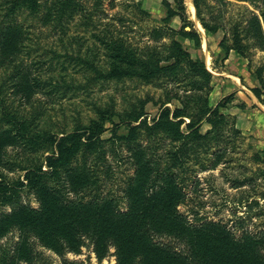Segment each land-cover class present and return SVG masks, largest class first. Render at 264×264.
<instances>
[{
    "label": "rangeland",
    "instance_id": "rangeland-1",
    "mask_svg": "<svg viewBox=\"0 0 264 264\" xmlns=\"http://www.w3.org/2000/svg\"><path fill=\"white\" fill-rule=\"evenodd\" d=\"M5 1L9 0H0V27L6 26L4 22L22 23L27 37L13 61L8 66L0 65L3 106L16 110L33 134L58 138L94 123H99L104 131L95 142L85 141L69 160L56 167V174L47 176L42 188H22L13 201L0 203V264H142L141 256L118 249L116 236L108 228L92 224L87 209L95 203H111L97 218L100 221L109 220L110 213L128 214L135 208L138 197L130 189L145 163L141 151L152 161L159 159L161 172L170 168L176 174L183 197L175 202V210L187 225L219 223L237 239L244 232H264V152L255 149L249 131L237 129L235 117L241 112L230 108L240 104L241 98L249 103L245 94L235 96L239 86L248 92L256 86L264 95V0L198 1L201 16L218 30L214 34L201 32L200 48L188 40L178 41L193 58L203 59L214 72L202 92L195 89L199 77L186 70L151 77L125 76L104 83L94 78L95 71L84 64L93 60L99 69L106 68L107 49L91 36L94 32L127 39L145 58L154 48L168 53L175 36L155 35L152 29L164 25L163 2L172 0H116L112 5L110 0H104V13L100 14L96 29L84 31L74 25L76 22L69 23L68 33L83 36L80 46L70 45L69 34L62 35L56 27L44 24L40 14L34 17L22 9L3 20ZM183 1L187 15L195 20L192 0ZM134 2H139L140 7ZM253 15L259 17L260 34L253 32L257 29ZM170 26L178 28L179 19H172ZM54 52L61 57L54 58ZM67 55L77 57L75 70L73 61L64 57ZM60 62L67 64L74 81L55 84L61 72L57 66ZM29 72L41 85H24L22 78H29ZM239 81L242 85H234ZM229 92L234 93V98L221 109L225 122L219 128L202 122L200 131L205 136L201 139H175L165 130L152 128L165 107H182L194 114L205 102L211 107ZM258 102L264 106V97ZM131 126H137L136 134L127 138ZM112 129L117 130L116 136ZM10 134L0 139V180L13 184L23 178L21 165L45 164L43 158L52 151L53 144L44 141L33 151ZM77 172L85 174L84 179ZM149 175L144 199L166 186L164 175H155L152 169ZM47 190L61 206L80 205L72 214H65L61 222L55 221L53 228L23 218L25 213H41ZM141 216L144 221L154 218L145 212ZM149 230L150 239L159 247L181 255L191 253L186 236L169 230L155 231L152 226ZM258 248L264 249L260 245ZM194 260L192 264H201Z\"/></svg>",
    "mask_w": 264,
    "mask_h": 264
},
{
    "label": "trees",
    "instance_id": "trees-1",
    "mask_svg": "<svg viewBox=\"0 0 264 264\" xmlns=\"http://www.w3.org/2000/svg\"><path fill=\"white\" fill-rule=\"evenodd\" d=\"M115 1L110 0L111 5ZM192 1L196 9V18L200 21L205 32L210 34L217 32L218 27L209 24L201 16L198 5L199 0ZM172 2H163L166 9V17L163 18L164 25L152 29L155 35L161 36L167 33L175 36L168 53L157 51L154 48L145 58L127 43V39H121L118 35L100 36L94 32L91 36L98 41L99 45L105 46L107 49V58L104 61L106 68L104 70L99 69L93 60L84 61L86 66L95 71L96 77L94 78L101 79L106 83L125 76L142 75L151 77V75L156 76L167 71L180 73L186 70L199 77V84L195 89L200 92L204 91V86L211 83L213 75L205 68L203 60L192 58L179 42V39L189 40L195 48H200L201 35L194 28L193 22L188 20L184 1L172 0ZM4 3L6 6L4 12L1 13L3 20L12 18L11 15L22 9H25L28 14L34 17L40 14V19L44 24L56 27L62 35L68 36L69 34V44L79 46L83 36L73 32L68 33L69 23L71 21L76 22L74 25H79L84 31L93 30L97 27L100 14L104 13V0H9ZM134 5L140 7L139 2H134ZM139 11L144 15L148 14L146 11H142L141 8H139ZM261 16L263 22L264 12L261 13ZM175 17L179 18L181 22L179 29L170 26L172 19ZM252 19L256 22V28L258 29L253 32L260 34L258 15H253ZM4 23L6 26L0 27V65L8 66L9 62L13 61V57L17 56L19 45L22 48L23 41L27 37L25 34L27 29L22 23ZM238 52L240 53V51ZM54 54V58L56 56L57 58L61 57L59 53L54 52ZM240 54L242 55V53ZM64 57L73 61V70H75V65L78 63L75 62L77 57L68 55ZM80 59H78L79 62ZM57 66H59L61 72L59 71L60 76L55 80V84L58 81H62L63 85L74 81V74L67 72L69 68L65 62H60ZM21 74L22 72L18 76H21ZM22 79L24 85L30 88L37 87L42 83L30 72L29 78ZM20 89L24 91L22 87ZM208 89V92H210V88ZM251 91L260 102L263 101L261 88L254 87L251 88ZM233 98L234 94H229L223 97L214 107H209L205 102L194 114H190L187 109L182 107H176L172 110L165 107L154 120L152 128L165 130L175 139H201L205 134L201 133L200 124L206 122L212 128H216L215 126L219 128L226 119L221 109L225 108ZM3 101L0 94V139L4 137V134L9 135L11 133L10 136L21 142L23 140V145L30 150H36L35 148L42 146L44 141L53 144V149L43 158L45 164L38 166L21 165V169L24 171L22 180H17L13 184L0 180L1 204L13 201L22 188H42L43 180L47 176L56 174V167L69 160L85 141H88V143L95 142L104 131L99 123H94L88 127L62 134L58 138L51 134H33L29 131L28 125L21 120L17 111L5 108ZM5 125H9L10 128H3ZM115 125L113 127H118ZM136 129L137 126H131L127 138L133 137L136 134ZM112 133L115 136L118 134L116 129H112ZM139 153L143 154L145 163L143 169H139L137 178L134 180L132 189H130L132 195L138 197V201H135V208L128 214L110 213L109 220L98 221L97 218L102 215L105 209L107 210L111 206V203L108 205L103 201L87 207L93 218L92 224H102L103 229L108 228L111 233H114L120 251L127 252L132 256H141L142 264H192L195 262L194 259H198L201 264H264V249H257L259 245L264 247V232L261 235H250V233L244 232L237 239L219 223L205 222L199 227L187 225L186 221L179 218L175 210V202L183 197L176 182V174L170 168H167L165 172H161L159 159L152 161L151 158L144 156L143 151ZM150 163L153 164L152 168H150ZM151 169L154 170L155 175L160 174L166 177V186L155 190L151 197L144 199L143 190L149 183ZM76 174H79L81 179L85 177L82 172ZM41 191L45 192V190ZM47 191L46 196L43 198L41 213H25L23 218L26 222H41L43 225L45 224V227L53 228L56 224L55 221L61 222V218L65 214H72L80 205H73L71 208L61 206L62 204L58 203L53 194L49 190ZM81 207L84 206L81 205ZM142 212H145L146 215L153 214L154 218L150 221H144L141 216ZM147 224L154 227L155 231L169 230L171 233L175 231L177 236H186L188 243L191 245V253L181 255L169 248L159 247L157 243L150 239L151 230H149ZM64 229L65 231L68 230L66 227Z\"/></svg>",
    "mask_w": 264,
    "mask_h": 264
},
{
    "label": "crops",
    "instance_id": "crops-1",
    "mask_svg": "<svg viewBox=\"0 0 264 264\" xmlns=\"http://www.w3.org/2000/svg\"><path fill=\"white\" fill-rule=\"evenodd\" d=\"M192 4H193V1H192ZM194 12H196L195 7H194ZM194 15L196 18V13H194ZM174 19H177V17H175ZM188 20H191L193 22L194 28L201 35V45H202V33L201 32H204L205 34H210V33L205 32L204 28L202 27L200 21L197 18L195 20H192L191 17L188 16ZM197 23L199 26L197 25ZM180 25H181V22H180ZM179 27L174 28V29H179ZM186 29H189V28H186ZM228 61L229 59L225 60L224 63H227ZM203 62L205 64L204 60ZM205 68L213 75L214 72H212V70L208 66L205 65ZM239 82L240 83H237V82L234 83V85L241 84V81ZM251 88H254V87H251ZM251 88L249 89V92H248V90L245 91V87L239 86L238 91H237L238 93H236L235 96L240 95V94H245L246 98L249 100V103L245 101L243 98H241L240 104H237L236 106L234 107L232 106L230 108L231 109L235 108L236 110L241 112V113L238 112L239 114L237 113L235 117V126L237 127V129H241L243 132L249 131V135L251 136V142H253L255 149L262 150L264 152V106L258 102L257 97L253 94V92L251 91ZM229 94H234V93L229 92L228 95ZM262 97H264V95ZM218 102L214 103L213 106L211 107H214Z\"/></svg>",
    "mask_w": 264,
    "mask_h": 264
},
{
    "label": "bare ground",
    "instance_id": "bare-ground-1",
    "mask_svg": "<svg viewBox=\"0 0 264 264\" xmlns=\"http://www.w3.org/2000/svg\"><path fill=\"white\" fill-rule=\"evenodd\" d=\"M192 8V7H191ZM192 11V10H191ZM200 28V27H199ZM201 29V28H200Z\"/></svg>",
    "mask_w": 264,
    "mask_h": 264
}]
</instances>
